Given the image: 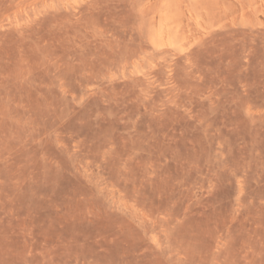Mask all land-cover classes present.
Returning <instances> with one entry per match:
<instances>
[{"label":"rangeland","instance_id":"obj_1","mask_svg":"<svg viewBox=\"0 0 264 264\" xmlns=\"http://www.w3.org/2000/svg\"><path fill=\"white\" fill-rule=\"evenodd\" d=\"M0 264H264V0H0Z\"/></svg>","mask_w":264,"mask_h":264},{"label":"bare ground","instance_id":"obj_2","mask_svg":"<svg viewBox=\"0 0 264 264\" xmlns=\"http://www.w3.org/2000/svg\"><path fill=\"white\" fill-rule=\"evenodd\" d=\"M166 7L168 8V6L166 5Z\"/></svg>","mask_w":264,"mask_h":264}]
</instances>
